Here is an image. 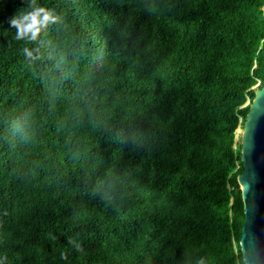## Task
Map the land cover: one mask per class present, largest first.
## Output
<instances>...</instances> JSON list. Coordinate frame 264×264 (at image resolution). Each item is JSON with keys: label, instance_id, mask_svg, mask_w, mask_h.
<instances>
[{"label": "trees", "instance_id": "obj_1", "mask_svg": "<svg viewBox=\"0 0 264 264\" xmlns=\"http://www.w3.org/2000/svg\"><path fill=\"white\" fill-rule=\"evenodd\" d=\"M36 6L58 20L28 42L31 0H0V264H244L264 0Z\"/></svg>", "mask_w": 264, "mask_h": 264}, {"label": "water", "instance_id": "obj_2", "mask_svg": "<svg viewBox=\"0 0 264 264\" xmlns=\"http://www.w3.org/2000/svg\"><path fill=\"white\" fill-rule=\"evenodd\" d=\"M240 145L242 172L237 183L244 212L240 251L244 264H264V83L252 94Z\"/></svg>", "mask_w": 264, "mask_h": 264}, {"label": "clouds", "instance_id": "obj_3", "mask_svg": "<svg viewBox=\"0 0 264 264\" xmlns=\"http://www.w3.org/2000/svg\"><path fill=\"white\" fill-rule=\"evenodd\" d=\"M31 4L32 11L10 20V26L16 29V40L35 42L43 29L58 20L51 10L36 6V0H31ZM23 53L28 58L33 57L32 51L27 47L23 49Z\"/></svg>", "mask_w": 264, "mask_h": 264}, {"label": "built area", "instance_id": "obj_4", "mask_svg": "<svg viewBox=\"0 0 264 264\" xmlns=\"http://www.w3.org/2000/svg\"><path fill=\"white\" fill-rule=\"evenodd\" d=\"M259 85V81H257L256 85L253 88H256Z\"/></svg>", "mask_w": 264, "mask_h": 264}, {"label": "rangeland", "instance_id": "obj_5", "mask_svg": "<svg viewBox=\"0 0 264 264\" xmlns=\"http://www.w3.org/2000/svg\"><path fill=\"white\" fill-rule=\"evenodd\" d=\"M240 132V130H238Z\"/></svg>", "mask_w": 264, "mask_h": 264}]
</instances>
